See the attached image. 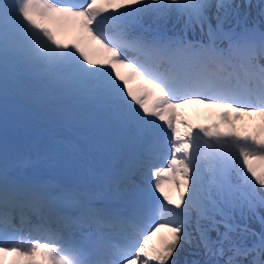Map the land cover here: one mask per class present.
<instances>
[{
  "label": "snow or ice",
  "instance_id": "6c2138e0",
  "mask_svg": "<svg viewBox=\"0 0 264 264\" xmlns=\"http://www.w3.org/2000/svg\"><path fill=\"white\" fill-rule=\"evenodd\" d=\"M193 103L219 123L189 125L177 110ZM8 253L264 264V0H0V261Z\"/></svg>",
  "mask_w": 264,
  "mask_h": 264
},
{
  "label": "bare ground",
  "instance_id": "6f19581e",
  "mask_svg": "<svg viewBox=\"0 0 264 264\" xmlns=\"http://www.w3.org/2000/svg\"><path fill=\"white\" fill-rule=\"evenodd\" d=\"M57 2H63V0H57ZM85 0H79L77 3H84ZM50 28H52L54 34L57 36V39H60L63 42H72L76 40V34L74 32H66L63 30H59L55 25L49 24ZM82 46H85L82 44ZM86 47V46H85ZM87 50V47H86ZM135 81L130 82V84H134ZM180 118L186 120L189 125H200V126H210L214 123H219L218 117L216 113L219 111L217 109H209L202 104H189L185 107L177 110ZM247 120V118H246ZM235 130L239 131L242 135L245 133H251L254 130V122L253 121H235ZM181 131L184 130V125H177ZM221 130L227 129V125H220ZM9 134H13V132H9ZM167 159H171V142L169 141L168 147L165 152V157H162L155 164L156 167H167ZM179 179V177H177ZM163 187L165 191L169 194V196L173 200L179 199V192L177 190V184L174 183L171 179L165 180ZM156 195L163 200V197L157 192ZM24 234V233H23ZM22 234V235H23ZM21 235V236H22ZM32 235L37 236L36 233H32ZM28 238V237H27ZM23 237V239L16 240V243L27 244L28 239ZM42 240L41 242H43ZM9 258L7 259L6 264H29V260L27 261V257H20L19 259L13 253H10ZM5 258V256H4ZM4 258L0 261V264L3 263ZM23 258V259H22ZM26 259V260H25ZM35 261H40V256L37 254L34 258Z\"/></svg>",
  "mask_w": 264,
  "mask_h": 264
},
{
  "label": "rangeland",
  "instance_id": "374dc122",
  "mask_svg": "<svg viewBox=\"0 0 264 264\" xmlns=\"http://www.w3.org/2000/svg\"><path fill=\"white\" fill-rule=\"evenodd\" d=\"M19 131H22V130H17V132H19ZM9 132H13V129L11 128V126H10V129H9ZM10 136H11V134H9ZM23 237H28V234H27V232L23 235ZM32 238H34V237H32ZM9 254L10 253H8V254H6L5 255V258H4V261H3V263L2 264H6L7 262V259L9 258L8 256H9ZM18 259L20 258V257H17ZM23 259V258H22ZM26 260V259H25ZM29 260V258H27V261Z\"/></svg>",
  "mask_w": 264,
  "mask_h": 264
}]
</instances>
